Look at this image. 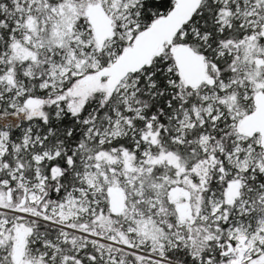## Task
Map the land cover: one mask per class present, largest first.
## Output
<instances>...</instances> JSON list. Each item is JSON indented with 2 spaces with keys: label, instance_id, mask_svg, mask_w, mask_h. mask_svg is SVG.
<instances>
[{
  "label": "snow or ice",
  "instance_id": "obj_1",
  "mask_svg": "<svg viewBox=\"0 0 264 264\" xmlns=\"http://www.w3.org/2000/svg\"><path fill=\"white\" fill-rule=\"evenodd\" d=\"M0 264H264V0H0Z\"/></svg>",
  "mask_w": 264,
  "mask_h": 264
}]
</instances>
